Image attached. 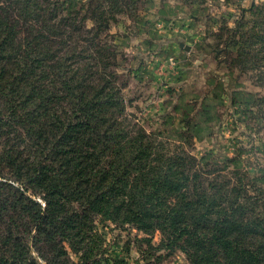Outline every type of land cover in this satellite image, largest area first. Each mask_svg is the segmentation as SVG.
Wrapping results in <instances>:
<instances>
[{"label":"trees","instance_id":"1","mask_svg":"<svg viewBox=\"0 0 264 264\" xmlns=\"http://www.w3.org/2000/svg\"><path fill=\"white\" fill-rule=\"evenodd\" d=\"M153 1L0 0V264H126L130 243L114 254L110 227L143 234L144 264L176 251L187 264H264V4L213 33L215 58L262 89L220 83L262 137L252 171L242 148L193 155L189 119L180 143L130 119L127 58L106 31Z\"/></svg>","mask_w":264,"mask_h":264},{"label":"rangeland","instance_id":"2","mask_svg":"<svg viewBox=\"0 0 264 264\" xmlns=\"http://www.w3.org/2000/svg\"><path fill=\"white\" fill-rule=\"evenodd\" d=\"M262 3L264 0H154L139 7L143 19L119 14L106 33L108 39L114 37L127 58L122 72L128 84L123 95L130 119L148 132L160 131L172 143H180L176 132L184 130L183 120L189 119L193 143L186 147L193 155L213 150L215 155L233 156L242 148L241 165L258 169L263 154L251 146L258 147L262 137L248 129L243 116L234 113L240 105L229 104L220 83L229 91L261 93L262 89L255 71L230 69L212 50L217 42L213 33L221 24L233 26L242 8ZM180 42L190 49L180 47ZM136 236L143 234L130 227H110L106 244L121 255L120 246L129 241L126 264H144ZM159 238L155 233L154 243ZM160 264H187V259L176 251L163 256Z\"/></svg>","mask_w":264,"mask_h":264},{"label":"water","instance_id":"3","mask_svg":"<svg viewBox=\"0 0 264 264\" xmlns=\"http://www.w3.org/2000/svg\"><path fill=\"white\" fill-rule=\"evenodd\" d=\"M183 46H184V43L180 42V47H183ZM184 48L187 51L190 49V47L188 45H185Z\"/></svg>","mask_w":264,"mask_h":264}]
</instances>
